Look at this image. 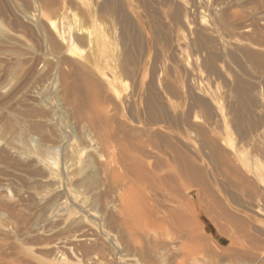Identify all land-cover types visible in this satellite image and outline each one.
<instances>
[{
	"label": "bare ground",
	"instance_id": "obj_1",
	"mask_svg": "<svg viewBox=\"0 0 264 264\" xmlns=\"http://www.w3.org/2000/svg\"><path fill=\"white\" fill-rule=\"evenodd\" d=\"M210 2L30 0L33 10L54 14L37 21L59 49L54 79L62 97L48 120L59 130L47 135L38 125L30 140L65 153L59 174L39 162L38 171L49 169L45 178L56 186L39 201L44 211H55L68 197L89 216L97 213L95 225L122 264H153V254L189 258V214L215 215L238 240L248 229L241 214L264 215V45L256 50L246 41L230 42L222 21L204 15L222 7ZM85 51L88 57L76 60ZM224 51L238 72L225 68ZM209 78L222 79L226 90ZM229 133L236 140L228 148ZM198 162L209 170L199 171ZM190 187L198 189L194 201L185 195ZM78 224L72 219L67 228L78 230ZM119 230L129 239L122 248Z\"/></svg>",
	"mask_w": 264,
	"mask_h": 264
},
{
	"label": "rangeland",
	"instance_id": "obj_2",
	"mask_svg": "<svg viewBox=\"0 0 264 264\" xmlns=\"http://www.w3.org/2000/svg\"><path fill=\"white\" fill-rule=\"evenodd\" d=\"M228 1L211 0L210 6H215L218 9L219 5H221L223 8L218 9L217 12L219 14L213 15L208 11L210 14L205 12L204 15L208 19L211 18V20L213 16H216V18L222 21L223 25H221V28L223 34L226 35L227 31L231 33L230 36L227 35L226 37L231 40L230 42L239 41L243 44L246 41L245 45H247L246 43H250L248 46L252 47V49L260 50L261 45H264V0ZM33 9L34 7L30 3V0H2L0 6V143L2 144H0V264H122L125 261L124 258L122 256L120 257L121 259L116 257L115 249L112 248L110 240L103 237L95 225L94 218L98 217L97 213H92L94 217L89 216L80 211L72 203L73 201L68 200V197L61 199V204L64 203L65 205L64 208L57 207L58 209L54 208L55 211L53 209L44 211L42 208L43 202L39 201L44 193L56 187L50 180L47 181L45 175L49 169H52L57 174L61 172L60 169L62 168L63 155L65 153L64 148L59 145L48 143L52 148L45 149L41 147V143L45 144V142H39V140L37 143H33L30 140V136L37 132L35 131V127L38 125L42 124L41 127L44 128L47 135L55 133V130H59L60 127L57 129V126H49L48 120L51 119L49 117L51 116L50 110L56 108V104H60L62 98L60 93H56L59 82L54 79L55 70H57V67H55L57 66L56 56H59L57 55L59 52L57 50L59 49L51 40H48L37 21L39 17L42 22L44 19L49 21V18H54V14L51 12L41 14L42 12H37L36 9V11ZM33 16L36 17L33 18ZM223 17L225 21L222 20ZM245 29L248 30L243 33ZM1 36L5 37L1 38ZM241 37L246 40H242ZM219 48V50H229L221 46ZM225 51V60H223L225 64L228 61L225 68H228V70L232 68L233 72H238V69H234L237 67L229 62L230 60L226 56L227 52ZM77 57L76 60L82 57L86 58L88 57V52L78 53ZM215 80H217L216 83H214ZM210 81L213 86L221 81V85L226 90L222 79L214 78L210 79ZM203 82L207 83V78L206 81L203 79ZM221 85L220 87H222ZM177 101L179 100H176V103ZM40 117L44 119L40 120ZM38 120L39 123L37 122ZM51 127L55 129L51 130ZM227 140L229 148L236 140L235 135L229 133ZM42 160L48 161V167L50 166L46 171L45 169H39V171L37 169L39 162ZM199 163L201 162H198L199 171L203 173L206 172L205 170H209V168L206 169L207 165H199ZM57 186L60 189L64 188V186ZM197 190L195 187H190L188 192H185V190L184 192L185 195L188 194L189 199L194 201ZM216 191L217 188L214 190L215 194ZM184 192L182 189L183 196H185ZM217 194L219 196L218 191ZM37 197L39 198L37 199ZM218 198L220 199L221 197ZM97 210L100 211L101 209L97 208ZM133 210L136 212L135 208ZM231 213L234 216L238 214L234 210H231ZM189 216L192 220L190 221L189 219V225L193 232L189 231L192 232L189 233L191 235L190 243L186 242L189 240L184 242L185 246H187L186 251L189 253V258H165L153 254L154 256H152L151 260L153 264H179L184 262V260L183 264H209V262L210 264H249L253 259L256 260L255 264H260L259 262L264 264L262 262L264 261L263 214L248 211L246 214H241V218L246 222L248 228L246 237L239 238L242 241H239L237 236L233 235L230 226L229 228L226 227L228 226L226 222L224 225V222L220 221L221 219L215 215L208 216L204 213H192ZM80 217H82L81 221ZM69 219L70 221L72 219L79 221L78 230H74V228L68 230L67 226L70 221L67 220ZM83 225L87 227L83 229ZM79 228H82L84 232ZM225 228L228 230L226 231ZM228 233L229 237L227 236ZM233 237H236L237 240L233 239ZM247 237L248 239L246 240ZM204 239L206 240L204 241ZM115 240H118L117 246L122 248L125 246L124 243L129 242L128 234L123 230H119ZM106 241L111 245V248ZM196 243H198V246H196ZM258 245L259 247H257ZM209 247L213 248L214 251ZM238 248L240 249V253L238 252ZM52 251L57 256L53 255ZM205 251H208V253ZM217 251H219L218 254ZM256 254L261 256H257ZM248 255L249 257H247ZM131 263L140 264L137 259H132Z\"/></svg>",
	"mask_w": 264,
	"mask_h": 264
}]
</instances>
